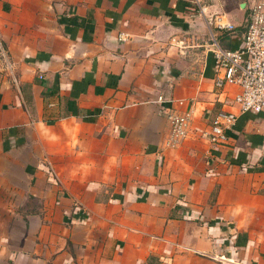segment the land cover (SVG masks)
Wrapping results in <instances>:
<instances>
[{
    "label": "crops",
    "instance_id": "1",
    "mask_svg": "<svg viewBox=\"0 0 264 264\" xmlns=\"http://www.w3.org/2000/svg\"><path fill=\"white\" fill-rule=\"evenodd\" d=\"M257 1L0 0V264H264V111L208 48Z\"/></svg>",
    "mask_w": 264,
    "mask_h": 264
},
{
    "label": "built area",
    "instance_id": "2",
    "mask_svg": "<svg viewBox=\"0 0 264 264\" xmlns=\"http://www.w3.org/2000/svg\"><path fill=\"white\" fill-rule=\"evenodd\" d=\"M211 0H187L190 8L203 10V5ZM220 27L232 29V24H218ZM218 26V27H219ZM119 39H123L119 34ZM209 50L213 54L215 64L214 86L222 89L226 85H234L239 91L234 94L233 102L239 112L264 111V0L251 5L246 31L242 44L236 49H228L219 45L212 37ZM162 96L157 101H164ZM177 104L182 105L179 100ZM169 123L165 146L176 147L189 134L190 109L167 111ZM236 115L233 112H218L211 120L210 127L205 131L211 144H219L227 139L226 129L230 128Z\"/></svg>",
    "mask_w": 264,
    "mask_h": 264
}]
</instances>
